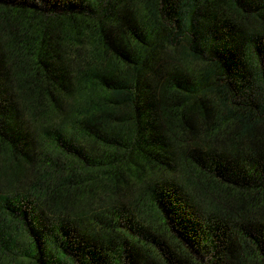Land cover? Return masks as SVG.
<instances>
[{
	"label": "trees",
	"instance_id": "obj_1",
	"mask_svg": "<svg viewBox=\"0 0 264 264\" xmlns=\"http://www.w3.org/2000/svg\"><path fill=\"white\" fill-rule=\"evenodd\" d=\"M0 264H264V0H0Z\"/></svg>",
	"mask_w": 264,
	"mask_h": 264
}]
</instances>
